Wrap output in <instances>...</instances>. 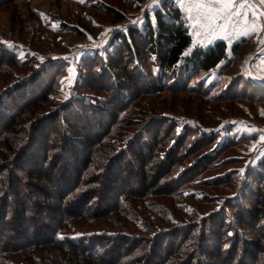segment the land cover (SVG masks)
<instances>
[{
  "label": "trees",
  "instance_id": "1",
  "mask_svg": "<svg viewBox=\"0 0 264 264\" xmlns=\"http://www.w3.org/2000/svg\"><path fill=\"white\" fill-rule=\"evenodd\" d=\"M13 1L0 0V6ZM105 10L116 24L125 19L113 8ZM145 20L142 30L131 26L127 33L116 32L105 57L87 58L84 64L94 73H80L70 98L42 116L34 112L44 108L63 69L53 70L52 61L28 66L35 57L22 61L0 45L3 65L27 70L7 91L0 90V264H37L35 252H50L63 264H121L125 259L136 264H264V159L240 183L229 175L206 179L209 167L228 164L219 157L245 139L204 131L193 142L197 127L185 125L176 135L178 125L172 122L163 132L161 115L147 113L146 100L136 106L145 92L165 90L164 81L187 86L195 75L222 64L223 74L232 64L228 46L216 41L195 47L182 10L171 0L159 4L154 21L149 14ZM245 44L235 43L232 55ZM146 55L154 68L149 75ZM247 80L244 93L236 79L232 94L211 100L264 98V82L250 73ZM205 85L168 89L208 99L216 84ZM132 180L137 189L130 188ZM191 182L221 190L215 202L223 204L205 216L192 213L193 220L176 230L164 210L177 208L180 188ZM213 197L189 199L198 207L213 205ZM134 201L143 204L144 238L91 231L74 241L63 234L82 226L97 229L105 218L109 229L117 230L129 211L125 202ZM138 206L133 209L140 211ZM137 219L124 220L133 225Z\"/></svg>",
  "mask_w": 264,
  "mask_h": 264
},
{
  "label": "rangeland",
  "instance_id": "2",
  "mask_svg": "<svg viewBox=\"0 0 264 264\" xmlns=\"http://www.w3.org/2000/svg\"><path fill=\"white\" fill-rule=\"evenodd\" d=\"M171 1L178 5V0ZM159 4L160 0H156V3H153V0H15L11 4L4 3L0 6L1 47L13 51L22 61L27 56L35 57L33 63L28 66L38 67L41 63L52 61L51 64L56 65L51 66L54 67L53 70L56 71L59 67L63 69L62 75H59L53 81L54 85L50 88V91H52L48 94L49 98L44 108L35 110L34 113L42 116L55 110L61 103L66 102L71 96V90L78 81L80 73L89 75L94 73L93 70H90L92 66L89 67L84 64L86 59L97 56L101 51H104V54L98 55L105 57L108 49L109 51L112 50V48H109L110 42L116 32L127 33L128 28L131 26L142 30L146 23L145 16L147 14L154 21V13ZM241 4L245 6L241 8ZM106 7L119 11L125 19L116 24L114 17L110 16L105 10ZM236 11L242 13L244 19L240 21L239 25L231 29L232 37L230 40L225 41L232 64L223 74H221L222 70L224 67L226 68L224 64L212 73L195 75L190 79L187 86L183 84L182 87H177L175 86L176 83L171 85V81V83L164 81L160 86L165 90L153 93L145 92L138 99L136 106L141 103L144 104L146 100L147 113L161 115L162 122L160 126L163 132L164 129L170 127L172 122L178 125L176 135L183 130L185 125L197 127L195 133H198V135L195 134L191 137L193 142L197 141L199 134L204 131L211 135L220 134L222 139L228 135L234 136L238 140L245 139L240 145L228 148L219 157L218 161H225L228 164L213 169L215 162L209 167L207 175L204 176L206 179H217L227 178L229 175L240 183L248 175L247 171L253 170L252 168H255L264 159V140H261V136H264V98L258 100L248 98L231 99L230 96H226V98L223 97L219 100L211 99L215 96L227 95L228 92L232 94L233 92L230 89L234 86L236 79L239 82L235 86H237L238 91L244 93L247 90H244L246 86L248 88V84H246V81L248 82L247 73L255 77L256 81H262L260 78L264 77V2L262 0H240L236 5ZM183 14L186 25H189L188 20L186 21L187 15ZM246 21L249 28H251L252 23L255 24V31H251L248 36H242L240 33ZM194 39V43L197 40L201 41L200 38ZM244 40L246 44L239 54L232 55L230 50L232 46ZM194 46L197 47L195 44ZM198 46L207 47L202 46L201 42H198ZM142 52L145 53V50ZM123 55L126 56L127 53L124 52ZM146 57L147 59L145 62L143 61V65L146 68L145 72L149 75L150 71L153 73L154 68H151L152 61L147 55ZM8 67L3 65V61H0V90L3 91L11 88L18 82L19 76L27 71L15 66H12V69ZM146 78H148L147 74ZM145 82H147L146 79ZM212 83H215L216 86L211 91L212 94L208 96V99L192 94L190 91L173 94L170 92V88L168 89L169 86L173 89L180 88L182 90L187 87V89H197L204 84L209 88ZM158 86V84H155L154 87ZM133 107L134 105L131 108ZM174 136H172L167 146L174 140ZM146 140H148L147 137H145ZM241 170H244L243 173ZM196 178L201 179V176ZM135 181L132 180L130 188H138ZM198 185H194L192 182L183 185L179 190L182 196L177 208L164 210L171 216V222L179 227L177 229L175 227L176 230L183 229L179 224L193 220L192 213L205 216L223 204L222 200L215 202V199H220L218 196L223 193L221 190H204L198 188ZM232 187L236 188L235 186ZM204 194L213 195L215 203L213 205L211 203L206 205L197 204V207L189 199L192 195L195 196V199L203 198ZM54 203L56 202L53 201V206ZM139 203L136 201L125 202V205L129 207L126 218H132L133 216L138 218L133 225L130 222L129 224L128 221L125 222L124 219L126 218L122 216L120 219L124 221V224L120 225L117 230H110V227L107 226L109 219L105 218L97 222L101 225L98 228L96 227L97 229L82 226L75 231L64 232L63 234H67L74 241L91 231L124 233L129 234V237L139 235L137 238H144L146 222L143 221V217L145 212L142 207L143 204ZM137 204L140 211L133 209L136 208ZM180 208L183 210L180 211ZM194 219H196V216ZM117 222L119 223V221ZM175 229H173V233ZM127 237L126 241L129 239ZM148 237H154V233L148 235ZM48 253L50 254V252H35L37 264L64 263H61L58 257H51ZM10 259L12 262L14 261L13 258H8L7 261L9 262ZM133 260L125 259L122 260L123 263L121 264H127L129 261L133 264ZM13 264L35 263L24 261L14 262Z\"/></svg>",
  "mask_w": 264,
  "mask_h": 264
},
{
  "label": "snow or ice",
  "instance_id": "3",
  "mask_svg": "<svg viewBox=\"0 0 264 264\" xmlns=\"http://www.w3.org/2000/svg\"><path fill=\"white\" fill-rule=\"evenodd\" d=\"M153 3H156V0H153ZM160 3L162 4L163 0H160ZM180 3L187 4L186 18L190 21L189 26L193 29L192 35L200 37L202 46H211L218 39L230 40L233 34L231 29L244 19L243 14L236 11L235 0H180ZM244 6V4L240 5L241 8ZM255 27V24L252 23L249 28L246 21L240 34L248 36L251 31H255ZM98 54L103 55L104 51ZM260 79L264 82V77ZM261 140H264V136H261ZM243 171L241 170L242 173Z\"/></svg>",
  "mask_w": 264,
  "mask_h": 264
},
{
  "label": "crops",
  "instance_id": "4",
  "mask_svg": "<svg viewBox=\"0 0 264 264\" xmlns=\"http://www.w3.org/2000/svg\"><path fill=\"white\" fill-rule=\"evenodd\" d=\"M176 1V0H175ZM179 2H178V5L177 6H179L180 8H181V10L183 11V13H185V16L187 15V12H186V8H187V4L186 3H180V0H178ZM240 0H235V3H236V5H237V3L239 2ZM188 19L186 18V21H187ZM188 23H189V25H190V21L188 20L187 21ZM189 25H187L188 26V28L190 29V34L192 35V32H193V29L189 26ZM234 36V35H233ZM192 38H193V44H195V45H197L198 46V42H201V41H199V40H197L196 41V43H194L195 42V39L194 38H200L199 36H194V35H192ZM216 41H225V40H220V39H218V40H216ZM233 44V43H232Z\"/></svg>",
  "mask_w": 264,
  "mask_h": 264
},
{
  "label": "water",
  "instance_id": "5",
  "mask_svg": "<svg viewBox=\"0 0 264 264\" xmlns=\"http://www.w3.org/2000/svg\"><path fill=\"white\" fill-rule=\"evenodd\" d=\"M259 9V7H257ZM258 55V53L256 54V56Z\"/></svg>",
  "mask_w": 264,
  "mask_h": 264
}]
</instances>
